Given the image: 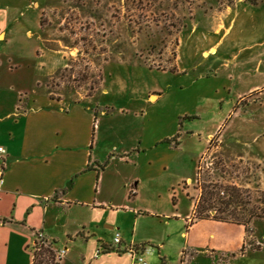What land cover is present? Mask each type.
Returning <instances> with one entry per match:
<instances>
[{"label": "rangeland", "instance_id": "obj_1", "mask_svg": "<svg viewBox=\"0 0 264 264\" xmlns=\"http://www.w3.org/2000/svg\"><path fill=\"white\" fill-rule=\"evenodd\" d=\"M41 24L54 57L29 89L91 105L108 179L144 177L141 233L171 234L146 261L264 264V219L183 223L205 184L241 187L247 206L264 190V0H48Z\"/></svg>", "mask_w": 264, "mask_h": 264}, {"label": "crops", "instance_id": "obj_2", "mask_svg": "<svg viewBox=\"0 0 264 264\" xmlns=\"http://www.w3.org/2000/svg\"><path fill=\"white\" fill-rule=\"evenodd\" d=\"M47 4L0 0V146L5 149L0 152V264H32L38 233L55 240V254L66 250L59 264H122V258L134 264L128 249L138 242L146 260L154 255L151 241L164 245L171 234L141 233L145 219L153 217L135 207L144 177L126 172L108 179L109 162L117 158L101 156V126L96 127L91 105L29 89L40 80L28 69L39 71L47 56L54 57L42 50L40 35ZM140 144L141 139L132 152L139 153ZM132 152L122 154L125 164ZM173 216L167 214L165 223ZM191 218L183 219L186 229L204 220ZM187 232L181 235L186 238Z\"/></svg>", "mask_w": 264, "mask_h": 264}, {"label": "trees", "instance_id": "obj_3", "mask_svg": "<svg viewBox=\"0 0 264 264\" xmlns=\"http://www.w3.org/2000/svg\"><path fill=\"white\" fill-rule=\"evenodd\" d=\"M201 191L200 197L194 200L190 222L195 219L211 218L222 222L244 225L247 229L251 220L264 219V190L256 192L251 206L247 205L251 203L252 197L250 195L246 196L244 194L246 190L238 186H224L217 183L205 184L201 187ZM213 199L218 200V207ZM54 243L55 240L48 241L38 233L34 244L32 264H59L53 250ZM147 245L151 247V245Z\"/></svg>", "mask_w": 264, "mask_h": 264}, {"label": "built area", "instance_id": "obj_4", "mask_svg": "<svg viewBox=\"0 0 264 264\" xmlns=\"http://www.w3.org/2000/svg\"><path fill=\"white\" fill-rule=\"evenodd\" d=\"M4 151H5V149L2 146H0V152H4ZM1 178L2 177L0 174V180H1ZM120 240H121V238H120L119 233H116L115 237H114V241L116 243H119ZM137 249L138 248H135V246H130L128 249V251L131 254V257H132L134 264H148L147 261L139 254ZM65 251H66L65 249H61V250L57 251L56 252V258L57 259L61 258L64 255Z\"/></svg>", "mask_w": 264, "mask_h": 264}, {"label": "bare ground", "instance_id": "obj_5", "mask_svg": "<svg viewBox=\"0 0 264 264\" xmlns=\"http://www.w3.org/2000/svg\"><path fill=\"white\" fill-rule=\"evenodd\" d=\"M215 47H211V52H215ZM204 55H208V52H205Z\"/></svg>", "mask_w": 264, "mask_h": 264}]
</instances>
